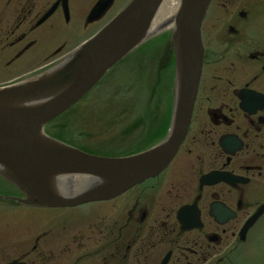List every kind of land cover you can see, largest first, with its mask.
<instances>
[{
	"label": "flooded vegetation",
	"instance_id": "flooded-vegetation-1",
	"mask_svg": "<svg viewBox=\"0 0 264 264\" xmlns=\"http://www.w3.org/2000/svg\"><path fill=\"white\" fill-rule=\"evenodd\" d=\"M67 8L66 19L58 0H0V87L57 63L62 46L43 43L44 34L60 16L70 23V0ZM87 15L83 30L106 16L89 24ZM161 38L151 45L159 88L169 80L168 64L174 65L171 45ZM201 40L191 120L168 167L112 200L52 209V217L37 222L48 223L43 231L0 235V264L228 262L245 223L264 203V0H211ZM169 107L154 102L124 109L115 126L117 147L130 154L165 139ZM71 212L81 213L76 223Z\"/></svg>",
	"mask_w": 264,
	"mask_h": 264
},
{
	"label": "water",
	"instance_id": "water-1",
	"mask_svg": "<svg viewBox=\"0 0 264 264\" xmlns=\"http://www.w3.org/2000/svg\"><path fill=\"white\" fill-rule=\"evenodd\" d=\"M164 1L132 0L58 66L34 80L0 89V177L24 194L17 202L55 208L109 200L155 177L168 165L189 124L203 58L200 25L210 0H167L158 13ZM110 3L100 0L88 21L101 17ZM175 10L169 20L175 53L174 102L165 141L138 154L108 158L84 153L43 134L45 124L78 102L114 64L165 27L163 22ZM154 24L161 26L155 30ZM263 212L264 205L254 219Z\"/></svg>",
	"mask_w": 264,
	"mask_h": 264
},
{
	"label": "rangeland",
	"instance_id": "rangeland-1",
	"mask_svg": "<svg viewBox=\"0 0 264 264\" xmlns=\"http://www.w3.org/2000/svg\"><path fill=\"white\" fill-rule=\"evenodd\" d=\"M93 1L94 0H72L70 4V23L66 24L60 17L57 20L55 28L51 32L44 34L45 40H43V43L47 40L52 44L66 42L67 47L64 48L63 53L67 52L83 39L98 32L114 16L123 10L131 0H115L112 10L100 23L83 31L80 15L88 9ZM121 69V67L119 69L116 68L110 75V78L114 77L117 81L116 83L119 82L121 88L129 82H135V95L127 102H134L135 104L142 102L143 96L138 90L141 88L140 78H143L144 72L140 70V67L135 66L133 63H127L124 66V72H121ZM90 96H94L95 99L93 100L89 98L92 101H89L88 99L85 101V103L89 102V104L87 105V110L83 111V119H81L82 107H79L66 118L70 125L75 126L78 130L82 128L83 131H86L88 134L83 139H77L79 141H75L74 144H77L80 147H86L94 153L105 151L116 153L119 150L115 143V123L113 121H115V115L118 116L115 111V105L123 103V100H119L121 95L119 96L118 93L115 95V90H111L108 86H102ZM107 120H110V122H107ZM58 122L59 120L55 121L52 123V126L58 127ZM0 183L2 184H0V192H3V195L19 196V193L15 188L7 185L1 180ZM93 210V208H90L88 212L90 213L89 216L94 212ZM54 213V210L30 208L15 204L9 200H0V235H5L6 233L9 235L21 234L23 232L33 233L37 230L43 231L44 227L48 226V223L43 220L40 224H37V222H40V219H43L47 214L52 217ZM80 214V212L70 213L73 222L76 223L74 220H76ZM35 224H37V227L35 226V228L32 229ZM50 227L58 228L57 225H51ZM28 228L32 230L27 231ZM26 235H29V233ZM230 263L264 264V217L257 227L250 233L247 243L242 247L239 246L238 250L231 254L230 262L228 261L226 264Z\"/></svg>",
	"mask_w": 264,
	"mask_h": 264
},
{
	"label": "trees",
	"instance_id": "trees-1",
	"mask_svg": "<svg viewBox=\"0 0 264 264\" xmlns=\"http://www.w3.org/2000/svg\"><path fill=\"white\" fill-rule=\"evenodd\" d=\"M143 51H145V52H143V54H144V53H145V54H146V53L148 54V48H147V46L144 47Z\"/></svg>",
	"mask_w": 264,
	"mask_h": 264
},
{
	"label": "bare ground",
	"instance_id": "bare-ground-1",
	"mask_svg": "<svg viewBox=\"0 0 264 264\" xmlns=\"http://www.w3.org/2000/svg\"><path fill=\"white\" fill-rule=\"evenodd\" d=\"M161 25L154 24L153 27L156 29L160 28Z\"/></svg>",
	"mask_w": 264,
	"mask_h": 264
}]
</instances>
